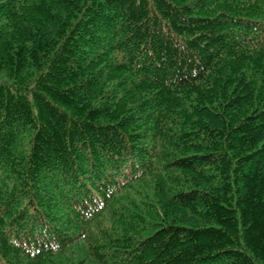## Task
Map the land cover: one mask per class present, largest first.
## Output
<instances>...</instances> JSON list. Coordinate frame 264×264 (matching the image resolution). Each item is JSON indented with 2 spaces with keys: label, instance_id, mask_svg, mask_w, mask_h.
<instances>
[{
  "label": "trees",
  "instance_id": "trees-1",
  "mask_svg": "<svg viewBox=\"0 0 264 264\" xmlns=\"http://www.w3.org/2000/svg\"><path fill=\"white\" fill-rule=\"evenodd\" d=\"M50 1L0 0V264H264V0Z\"/></svg>",
  "mask_w": 264,
  "mask_h": 264
},
{
  "label": "rangeland",
  "instance_id": "rangeland-1",
  "mask_svg": "<svg viewBox=\"0 0 264 264\" xmlns=\"http://www.w3.org/2000/svg\"><path fill=\"white\" fill-rule=\"evenodd\" d=\"M53 5L55 8H61L60 15L61 18H65L68 9L59 6L58 4L51 3L50 0H31V2L25 8L24 16L20 21L26 19H37V18H45L47 17V12L44 11L45 6ZM19 21V22H20ZM18 24V23H17ZM22 27V24H18ZM11 35L8 33L4 39L2 45H0V53H2L5 48L8 38ZM159 180L158 176H150L145 178L144 180L138 182L136 186L130 189L127 193L122 195L118 201L113 204V208L105 211L100 218L103 223H110L117 219V208L123 207L126 210L130 208H140L139 202L142 201L143 197L146 194H149L155 197L157 194H163L166 190L165 186H161V191H159L158 185H156ZM178 217H183L186 221L192 224H202V221L197 217L193 216L189 211H177ZM117 215V216H116ZM100 222H95V225H99ZM92 238H80L76 242H74L70 248L64 250L61 253L54 254L52 256L54 263L56 264H98L89 254V244ZM56 259V260H55Z\"/></svg>",
  "mask_w": 264,
  "mask_h": 264
}]
</instances>
